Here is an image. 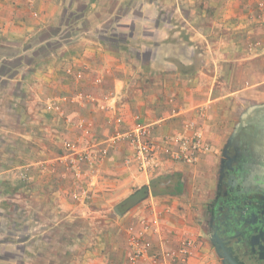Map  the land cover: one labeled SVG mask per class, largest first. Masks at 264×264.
I'll return each instance as SVG.
<instances>
[{
  "label": "crops",
  "instance_id": "obj_1",
  "mask_svg": "<svg viewBox=\"0 0 264 264\" xmlns=\"http://www.w3.org/2000/svg\"><path fill=\"white\" fill-rule=\"evenodd\" d=\"M263 1L0 0V264H66L61 253L69 251L88 253L85 263L89 264L122 261L129 251H122L124 257L115 254L117 260L111 254L113 246L102 254L97 248L84 250L68 242L51 245L58 234L72 233L84 241L90 234L77 225L69 229L71 223L104 217L106 212L98 208L87 212L84 200L72 198L73 190L80 188L63 165L56 164L50 173L36 167L42 157L62 155L58 141L63 136L78 135L77 130L69 132L64 118L45 106L55 101L74 121H92L93 131L83 138L85 143L99 144L113 134L110 116L117 110L124 118V129L142 122L162 141L164 136L180 133L187 121H198L212 143L224 147L213 139L219 140L227 98L254 92L264 79L252 84L251 90L242 84L228 91L223 78L230 68L238 76L245 65L239 58L235 66L230 65L234 59L228 53L229 38L213 36V32L227 28L236 18L260 13ZM260 55L249 68V79L260 72L257 67L264 61V47ZM69 69L80 71L83 77L76 79ZM98 101L112 107L111 111L100 110ZM256 105L262 104L249 106L241 122ZM128 152V146L119 145L95 163L93 173L85 167L96 192L92 203L119 201L114 209H119L118 218L127 226L141 215L150 216L151 210L164 212L163 231L175 232V240L181 238L192 219L188 204L181 201L182 193H172L180 173L155 179L153 188L163 193L152 196L150 186V194L141 196L149 178L124 166ZM181 167L173 162L167 166ZM24 173L27 182L22 179ZM20 203L27 205V217L14 212ZM9 206L14 207L12 213L7 212ZM11 220L28 222L29 232L23 239L20 229L5 228ZM101 221L93 219V237H101ZM109 231L111 238L115 230Z\"/></svg>",
  "mask_w": 264,
  "mask_h": 264
},
{
  "label": "rangeland",
  "instance_id": "obj_2",
  "mask_svg": "<svg viewBox=\"0 0 264 264\" xmlns=\"http://www.w3.org/2000/svg\"><path fill=\"white\" fill-rule=\"evenodd\" d=\"M260 13L255 14L253 16H248L247 18H236L234 19V22L230 24L227 28L225 27H218V29H215L213 32V36H220L223 35L225 37L229 38L228 43V53L230 54L231 58L234 60L229 61L230 65H236V58H239V62L241 64L245 65V70H240L238 73V76H234L232 73V68H230L229 75L227 78H223L226 80V83L228 85V91H231L234 88L240 87L242 84L244 88H252V84L257 83L258 80L261 79V81L264 79V61H262L259 66L257 67L260 69V72H257V76L255 78L249 79L248 75L251 74L250 67L252 64H257L258 58H262L261 51L264 47V5L259 6ZM185 48V53H186ZM219 49V48H217ZM199 52V48H198ZM260 55V57H258ZM198 63L201 62L199 60V56L197 58ZM238 62V63H239ZM257 79V80H256ZM253 82V83H252ZM264 82V81H263ZM262 85L259 86V89L255 90L254 92H247V94H244L242 97L235 98V97H229L227 98L228 104L226 105L228 107L226 114H224V119L220 118V120L223 119V127L221 132L219 133V140L216 141L213 139L214 142H217L220 146L227 143L226 139L228 137H232L235 130L238 128L237 126L239 122H241V114L243 115L247 110L248 107L254 104H263L264 103V83H261ZM223 88V92H224ZM230 96V95H229ZM87 97V99L92 100V98ZM105 99V98H103ZM93 101H97L95 98H93ZM103 102V101H102ZM101 102V103H102ZM237 102V103H236ZM98 107L102 111H111V109H103L99 105V101L97 102ZM243 104V106H242ZM45 109H47L50 112L56 113L55 115L61 116L66 121L67 125L70 126L69 132L76 133L75 136H70V134H66V136H63V138L58 141V147L61 148L63 151L62 155H57L50 159H45L42 157L39 162L37 163L36 167L39 169L41 173H50L51 170L54 169L55 165H63L64 169L67 170V172L71 175V179L74 181V185H78L79 190H73L71 196L75 201H81L84 200V202L87 203V212H90V210L94 208H98L101 211L105 210L106 215L104 216L106 220H104V217H86L83 219H79V221H74V223H71V226H69V229H75V225H77L78 229L82 228L86 233H89L90 236L84 238H76L72 236V233H69L68 236H55L53 239V242H51V245H60V244H78V246L82 247L84 250L86 248H97L101 251V253H106L108 250H112L111 247L113 246L114 251L111 252V254H114V258L117 260H120L119 257H116L115 254L121 255L123 254L122 251H129L128 248V234L127 231L124 232L125 226H127L126 221L124 219L118 218L119 212L114 209V206L117 205L119 201L117 202H111L110 204L106 205H94L92 201L95 198V191L92 188L91 179L92 176L86 174V166L90 168V172L93 173L94 167L96 166L95 163L97 161L104 160L107 155H109V152L111 149L117 148L119 145H126L128 146L129 152L126 154V156L123 159V164L126 167L133 168L136 174L144 173L149 178V187L151 186V191L153 188L151 182L155 179L165 178L167 175H171L172 173L179 172L180 176L177 180H182L184 183V191L180 195L181 201L183 203H187V209L191 216L192 224L185 228V230L182 232L181 238L175 240V232L171 231H165L163 236L159 237L156 234L150 235L148 238L151 241V248L148 251L146 257L144 259H140L138 264H151V261L153 258H158L162 251H164L165 254H172L173 252H177L174 255H172L173 258H177L178 261H181L180 264H187L186 262H183V256L178 254V250L182 245L183 238L185 236H191L194 235L197 237V244L199 246L198 253L199 256L195 259H192L193 264H221L220 263V256L215 252L214 247L212 246L210 242L209 235L205 232L206 227V220L208 218V211L211 208L214 194L216 191V185L217 180L219 177V168L221 165V160L223 156V148L224 147H216V144L212 143V140L209 139L205 135V131L203 129L202 124L200 122L195 120H189L193 121L196 124V127L199 128V130L202 133L203 140L209 144V150L201 153L200 157L197 161L189 163L182 159H178L175 157H172L171 154L164 153V152H158V154L155 156L153 160H150V162H147L144 164L145 169L141 167V162L138 161L136 158L133 157V154L135 152V149L132 145V142L130 138L126 135V133L130 132L132 127L129 129H124V121L120 124L114 123V118L116 114H120L117 110H115L114 113L110 116V127L111 130H113V134L109 136L108 138H105L104 141L100 142L99 144L88 141L85 143L84 139H87L91 136L92 130L90 133H86L83 129L81 124H87L88 122H92L90 120L86 119H80L77 121H74L71 117L67 116L63 110V113L58 110H49L47 108V105L45 106ZM202 113L205 111L202 109ZM49 113V112H48ZM204 118H207L204 114H202ZM124 119V118H123ZM187 121V122H189ZM186 122V123H187ZM93 123V122H92ZM185 123V124H186ZM185 124L184 129L181 130V132L185 131ZM77 128V129H71ZM94 127V124H93ZM109 127V128H110ZM150 128V140L154 141L155 143H162V139H157L154 137L153 131ZM180 132V133H181ZM119 135L117 136V134ZM171 135H167L164 137H170ZM163 137V138H164ZM84 138V139H83ZM69 141L72 143H75L78 150L84 152V158L82 160H79L77 157V154H74L71 152L65 145V143ZM223 145V146H224ZM172 146L175 147V144H172ZM219 149V150H218ZM105 150V152H104ZM97 154L96 158H92L90 155ZM206 154H211L209 157ZM206 155V156H205ZM90 157V158H89ZM133 159L132 161H129V159ZM173 162L175 164H179L182 167L180 169H174V168H167L168 163ZM57 167V166H56ZM55 167V169H56ZM26 182L28 181V174L24 173ZM163 180V179H162ZM169 181V180H164ZM28 185V184H26ZM143 187V186H142ZM141 187L136 188L139 189ZM168 192H172L169 191ZM150 191V192H151ZM158 193H163L162 191L157 190ZM150 194V193H149ZM154 193L151 192V195ZM27 195V193L25 194ZM20 207L17 209L15 207H11L7 209V212L12 213L13 211L17 213V215L23 217H27L28 214V208L24 206L22 203L19 205ZM13 209V210H12ZM104 211L100 214L103 215ZM97 214V213H96ZM91 216V215H90ZM95 220H102L100 223L101 227V237H93V231L91 229L94 227ZM95 221V225H98ZM135 223V222H134ZM132 224V223H130ZM28 222L27 221H19L18 223L15 221L9 222L5 225L6 229H15L18 228L21 231V237L20 239H23L25 235L29 232L27 228ZM128 227V226H127ZM114 229L115 232H112L111 238H109V230ZM207 230V228H206ZM71 231V230H70ZM208 232V231H207ZM115 234L117 235L115 237ZM78 239H82L78 242ZM41 238L42 245L45 244V240ZM47 243V242H46ZM115 243V245H113ZM59 254V253H58ZM63 255V258L66 260V264L73 263V264H89L85 263L87 262L90 257L88 253L86 252H72L69 251L68 254L61 253ZM129 254V253H128ZM128 254H123V260L120 262H112L111 264H128L129 258ZM170 257V258H172ZM122 258V257H121ZM63 259V260H64ZM89 262V261H88Z\"/></svg>",
  "mask_w": 264,
  "mask_h": 264
},
{
  "label": "flooded vegetation",
  "instance_id": "obj_3",
  "mask_svg": "<svg viewBox=\"0 0 264 264\" xmlns=\"http://www.w3.org/2000/svg\"><path fill=\"white\" fill-rule=\"evenodd\" d=\"M241 123L223 148L204 228L221 264H264V118Z\"/></svg>",
  "mask_w": 264,
  "mask_h": 264
},
{
  "label": "built area",
  "instance_id": "obj_4",
  "mask_svg": "<svg viewBox=\"0 0 264 264\" xmlns=\"http://www.w3.org/2000/svg\"><path fill=\"white\" fill-rule=\"evenodd\" d=\"M261 5H264V1L261 3ZM67 72L74 75L76 79H81L83 77L80 71L73 72L72 69H69ZM97 81L100 82V79H97ZM100 107L103 109L112 108L108 104H105L104 101ZM47 108L49 110H58L63 113L62 106L57 104L55 101L48 103ZM123 121V116L121 114H116L114 123L120 124ZM81 126L86 133H90L93 128V123L88 122L85 125L81 124ZM118 135L119 133L117 136ZM126 135L130 138L135 149L133 157L141 162V167L143 170L145 169L144 164L150 162V160H153L158 152L168 153L171 154L172 157L192 163L198 160L201 153L208 151L210 148L209 144L203 140L201 131L196 127V124L193 121H189L185 124L184 132L171 135L170 137H165L162 143H155L154 141L150 140L149 125L142 122H137L132 127L131 131L126 133ZM172 144H175V147L172 146ZM65 145L71 152L77 154L76 158L79 160L84 158V152L78 150L75 143L67 141ZM90 156L94 159L97 157V154ZM132 160V158L129 159V161ZM151 212L152 214L150 216L141 215L135 223L128 225L126 229L128 234L129 248L128 264H138L140 259H144L146 257L148 251L151 248V241L148 238L150 235L156 234L161 237L164 234V212L162 213L158 210H151ZM182 240L183 242L178 250V254L183 256V262H186L187 264H193L192 259H195L199 256L197 237L194 235L185 236ZM175 253L177 252L165 254L164 251H162L158 258L152 259L151 264H180L181 261H178L177 258L172 257V255Z\"/></svg>",
  "mask_w": 264,
  "mask_h": 264
},
{
  "label": "water",
  "instance_id": "obj_5",
  "mask_svg": "<svg viewBox=\"0 0 264 264\" xmlns=\"http://www.w3.org/2000/svg\"><path fill=\"white\" fill-rule=\"evenodd\" d=\"M257 118H264V104L251 107L249 109V112L244 116L241 124H247ZM116 209L119 210L118 208ZM230 260L235 264H242L241 262H238L234 257H230Z\"/></svg>",
  "mask_w": 264,
  "mask_h": 264
},
{
  "label": "trees",
  "instance_id": "obj_6",
  "mask_svg": "<svg viewBox=\"0 0 264 264\" xmlns=\"http://www.w3.org/2000/svg\"><path fill=\"white\" fill-rule=\"evenodd\" d=\"M157 182V180H152V182H151V184H152V186H154L155 185V183ZM184 183L182 182V180H179L177 183H176V186H175V188H174V190H173V192L172 193H183V191H184ZM142 191H143V194H141V196H143V195H146V194H148L149 192H150V190H149V186L148 187H145L144 189H142ZM154 194H158V192H157V190H153L152 191ZM139 196V195H138ZM140 196V197H141ZM139 198V197H138ZM140 199V198H139ZM135 201V200H134ZM136 202V201H135Z\"/></svg>",
  "mask_w": 264,
  "mask_h": 264
}]
</instances>
